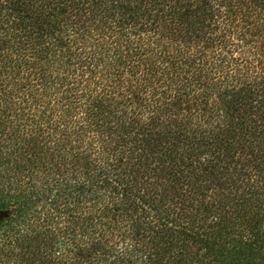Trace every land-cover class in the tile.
Segmentation results:
<instances>
[{
	"label": "trees",
	"instance_id": "16d2710c",
	"mask_svg": "<svg viewBox=\"0 0 264 264\" xmlns=\"http://www.w3.org/2000/svg\"><path fill=\"white\" fill-rule=\"evenodd\" d=\"M0 264H264V0H0Z\"/></svg>",
	"mask_w": 264,
	"mask_h": 264
},
{
	"label": "rangeland",
	"instance_id": "374dc122",
	"mask_svg": "<svg viewBox=\"0 0 264 264\" xmlns=\"http://www.w3.org/2000/svg\"><path fill=\"white\" fill-rule=\"evenodd\" d=\"M3 213L0 212V218L2 217Z\"/></svg>",
	"mask_w": 264,
	"mask_h": 264
}]
</instances>
